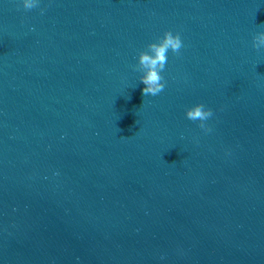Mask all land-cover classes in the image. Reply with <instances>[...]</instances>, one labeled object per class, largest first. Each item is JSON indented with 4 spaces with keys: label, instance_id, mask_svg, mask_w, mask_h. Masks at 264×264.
<instances>
[{
    "label": "water",
    "instance_id": "95a60500",
    "mask_svg": "<svg viewBox=\"0 0 264 264\" xmlns=\"http://www.w3.org/2000/svg\"><path fill=\"white\" fill-rule=\"evenodd\" d=\"M260 31L264 0H0V264H264Z\"/></svg>",
    "mask_w": 264,
    "mask_h": 264
},
{
    "label": "clouds",
    "instance_id": "9594fccd",
    "mask_svg": "<svg viewBox=\"0 0 264 264\" xmlns=\"http://www.w3.org/2000/svg\"><path fill=\"white\" fill-rule=\"evenodd\" d=\"M39 0H23L25 9L37 7ZM183 41L179 32L166 30L158 41L148 44L147 50L139 53L137 70L142 71L140 80L145 85L142 89L143 96H155L165 88L166 81L162 75L168 61V52L179 54ZM253 47L257 50L264 48V31L258 32L253 38ZM213 114L212 109L206 108L203 103H197L186 110V116L192 121H200V127L205 128V121Z\"/></svg>",
    "mask_w": 264,
    "mask_h": 264
}]
</instances>
